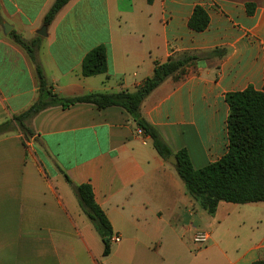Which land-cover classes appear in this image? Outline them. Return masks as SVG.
Segmentation results:
<instances>
[{
	"label": "crops",
	"instance_id": "crops-1",
	"mask_svg": "<svg viewBox=\"0 0 264 264\" xmlns=\"http://www.w3.org/2000/svg\"><path fill=\"white\" fill-rule=\"evenodd\" d=\"M55 0H0V124L31 106L38 82L27 53L9 36L38 43L37 59L62 98L133 91L171 56L204 55L141 104V116L194 169L227 151L225 96L264 94V0H70L45 26ZM247 5L253 7L248 14ZM209 19L187 23L194 7ZM11 26L7 35L2 25ZM103 46L107 71L84 77L83 58ZM0 135V264H254L264 260V202H219L209 215L187 194L175 164L156 153L119 107H50ZM24 143V144H23ZM89 184L119 240L103 244L72 187ZM209 234L198 246L193 236Z\"/></svg>",
	"mask_w": 264,
	"mask_h": 264
},
{
	"label": "trees",
	"instance_id": "trees-1",
	"mask_svg": "<svg viewBox=\"0 0 264 264\" xmlns=\"http://www.w3.org/2000/svg\"><path fill=\"white\" fill-rule=\"evenodd\" d=\"M70 0H55L44 17L43 24L50 25L56 14ZM149 3L152 0H147ZM253 7L247 5L251 14ZM206 11L196 6L188 20V27L194 32H202L208 27ZM28 55L34 65L38 89L34 103L23 112L13 115L10 120L0 124V135L18 131L23 142L33 136L29 122L41 111L50 107L66 109L75 104H91L102 110L119 107L135 123L142 135L149 137L156 153L164 161L170 157L176 160L175 169L182 180L187 194L209 215H213L219 202L244 205L264 202V94L249 87L241 92L228 93L225 101L228 105L226 120L227 151L216 162L203 168L194 169L185 150L174 153L162 139L158 131L140 114L143 101L164 81L182 79L187 68L203 58L221 55V50L204 55L182 54L171 56L164 63H154L153 73L133 91L121 90L117 93H91L84 96L62 98L54 93L48 83L41 64L37 59L38 43L26 41L15 32L9 35ZM108 52L98 46L83 58L81 73L84 77L103 74L107 71ZM24 144V143H23ZM72 187L82 213L89 219L103 244L102 255L108 256L111 251L110 239L113 235L111 225L101 208L96 204L89 184L74 185L65 176ZM254 264H264V260Z\"/></svg>",
	"mask_w": 264,
	"mask_h": 264
},
{
	"label": "built area",
	"instance_id": "built-area-1",
	"mask_svg": "<svg viewBox=\"0 0 264 264\" xmlns=\"http://www.w3.org/2000/svg\"><path fill=\"white\" fill-rule=\"evenodd\" d=\"M139 133L142 134V132L139 130ZM209 239V234L204 231H198L193 236V243L198 246H203L207 243ZM119 240L118 236L112 235L110 242L115 243Z\"/></svg>",
	"mask_w": 264,
	"mask_h": 264
},
{
	"label": "water",
	"instance_id": "water-1",
	"mask_svg": "<svg viewBox=\"0 0 264 264\" xmlns=\"http://www.w3.org/2000/svg\"><path fill=\"white\" fill-rule=\"evenodd\" d=\"M10 29H11V26H9V25H7V24H3V25H2V30H3V33H4L5 35L8 34V32L10 31ZM37 34L40 35V36H45V35H46V26H43V27L38 31ZM168 162H171V163H173V164H176V160H175V158H174L173 156L170 157V158L168 159Z\"/></svg>",
	"mask_w": 264,
	"mask_h": 264
},
{
	"label": "rangeland",
	"instance_id": "rangeland-1",
	"mask_svg": "<svg viewBox=\"0 0 264 264\" xmlns=\"http://www.w3.org/2000/svg\"><path fill=\"white\" fill-rule=\"evenodd\" d=\"M76 203H77V205H78V202L76 201ZM78 207H79V205H78ZM80 209V208H79Z\"/></svg>",
	"mask_w": 264,
	"mask_h": 264
}]
</instances>
